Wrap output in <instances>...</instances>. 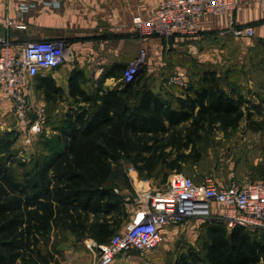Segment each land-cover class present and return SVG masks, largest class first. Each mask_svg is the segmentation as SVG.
<instances>
[{"label":"trees","instance_id":"trees-1","mask_svg":"<svg viewBox=\"0 0 264 264\" xmlns=\"http://www.w3.org/2000/svg\"><path fill=\"white\" fill-rule=\"evenodd\" d=\"M124 70L112 66L88 91L84 71L75 68L67 89L70 108L29 162L14 151V133L0 140V264H60L65 243H108L130 220L126 196L116 191L132 189L126 166L164 182L181 173L190 157L198 158L197 144L214 131L250 119L240 109L244 100L223 90L225 79L216 71L202 74L205 84L191 97L173 99L153 91L145 73L106 90L104 80H121ZM32 81L46 103L66 93L51 76ZM194 88L179 87L182 94ZM202 224V243L173 264H264V232Z\"/></svg>","mask_w":264,"mask_h":264},{"label":"crops","instance_id":"crops-1","mask_svg":"<svg viewBox=\"0 0 264 264\" xmlns=\"http://www.w3.org/2000/svg\"><path fill=\"white\" fill-rule=\"evenodd\" d=\"M26 1L32 7L42 6V8L32 9L21 18L16 10L15 2L18 3V0L10 4L8 9L5 4L7 0H0V33L12 41L13 49L17 53L29 40L69 39L77 55L76 64L75 62L64 64L55 70L40 74L51 76L58 86L66 90L62 99L56 102L64 105L65 111L70 108V105L66 104L72 101L68 97L67 89L70 74L75 68L84 71L86 76L87 83L82 84V87L86 85L96 87L106 70L117 64L126 67L129 61L138 56L141 49L145 48L148 51L151 60L163 54L165 50H169L173 59L185 60L188 68L192 69L189 70L191 72L201 69L202 74L216 71L219 75L218 71L222 69L242 71V77L221 80L220 85L226 93L244 100L240 109L245 115H250V119H246L245 122L253 123L254 131L258 133L264 130L262 124V121L264 122V0H235L234 10L223 15L200 17L197 20V34L171 38L170 45L158 37L141 38L133 24L134 17L150 15L161 0ZM6 19H12L16 24H23L24 28L6 27ZM232 25L251 26L254 35L234 37L221 34V31ZM102 35L106 40H97ZM233 55L235 60L232 62ZM255 70L260 72L257 76H251L250 72ZM121 82L112 76L106 78L102 85L106 90H112ZM147 84L164 97L184 99L191 97L194 90L198 89L196 87L205 83L195 78L192 81L187 80V87L193 85L195 88L186 94L181 93L179 89L181 86H171L162 78H147ZM30 100L37 105L46 103L42 90L36 87L33 81ZM10 111L11 102L0 90V115L3 116ZM242 126L243 121L237 128ZM263 175L264 169H261L256 177L245 180L260 181L264 179ZM144 183L148 184V182ZM213 207L215 212L222 211L219 205ZM126 208L131 219L134 205L127 203ZM96 245L92 239H85L75 245L63 244L60 248L64 256L62 264H78L76 260L79 259H85L88 263L91 254L95 253ZM131 255L134 256L119 255L113 264H119V258L124 256L127 258L126 264H144L136 254ZM159 260L155 252L149 255L150 264H159Z\"/></svg>","mask_w":264,"mask_h":264},{"label":"built area","instance_id":"built-area-1","mask_svg":"<svg viewBox=\"0 0 264 264\" xmlns=\"http://www.w3.org/2000/svg\"><path fill=\"white\" fill-rule=\"evenodd\" d=\"M235 0H161L148 16H136L133 24L141 38L171 39L198 33L197 20L217 16L235 9ZM24 28L23 24L6 21V27ZM222 35L252 37L251 26H230ZM144 50L125 67L121 81L130 83L139 73ZM74 54L63 39L29 40L19 53L12 41L0 33V90L9 98L15 117L24 130V144L43 133L46 116L34 109L30 101L33 78L64 64L73 63ZM170 85L187 87L180 71L169 80ZM140 209L114 234L108 243L96 245L97 264H113L119 255L136 254L144 264L149 255L164 243L172 228L190 222L217 221L228 230L236 227L251 232H264V179L241 182L231 179L228 185L212 177L196 183L182 173H172L159 189L143 187L139 195ZM222 207L221 212L213 210Z\"/></svg>","mask_w":264,"mask_h":264},{"label":"rangeland","instance_id":"rangeland-1","mask_svg":"<svg viewBox=\"0 0 264 264\" xmlns=\"http://www.w3.org/2000/svg\"><path fill=\"white\" fill-rule=\"evenodd\" d=\"M17 0H7L6 8L8 9L10 4ZM16 3V10L21 18H24L28 11L32 9L42 8V6L28 5L26 0H18ZM7 21H13L12 19H6ZM14 22V21H13ZM20 22V21H19ZM16 24V23H15ZM6 25V22H5ZM138 32V31H137ZM139 34V33H138ZM230 36V34H226ZM232 36V35H231ZM65 45L71 48L74 54V64H76V57L74 50L71 47L69 39H63ZM94 40V39H92ZM97 40H106L105 36L98 37ZM167 45H170V39H164ZM81 42L83 39L80 40ZM145 55L143 57L142 65L139 68V74L145 73L147 78H162L167 81L178 71L184 74L186 80L192 81L193 78L200 80L202 77L201 69L189 71L188 64L182 58L173 59L169 50H165L163 54L157 56L154 60H151L148 51L144 48ZM139 55V54H138ZM182 59V60H181ZM151 60V61H150ZM161 60V61H160ZM235 60L234 55L232 62ZM131 61L127 65L130 64ZM260 71L250 72V75L257 76ZM195 73V74H194ZM219 76L226 80L229 78L242 77V71L235 70H219ZM246 74V73H245ZM248 76V75H245ZM85 89L88 91L91 89L90 85H86ZM31 101V100H30ZM11 102V101H10ZM34 109L37 111H43L46 116V122L44 124L43 134L36 136L32 144L26 146L24 144V130L21 122L17 119L13 113L12 104L11 111L3 116L0 115V140L4 139L6 133H14L16 135V143L14 145V151H18V156L22 155L21 159H25L29 162L32 155L37 151V146L43 139V137H51L54 132V125H57L58 119L64 113V105L59 103H45L37 105L31 101ZM69 106V103L66 104ZM242 128H235L231 130H216L213 134L207 137V139L197 144L198 158L194 156L190 157L183 163L181 173L185 176L191 177L196 182H200L205 177H212L223 185H228L231 179H235L241 182H246L252 177H256L257 173L264 169V130L260 133L254 131L253 123L250 121L245 122L242 120ZM245 122V123H244ZM264 125V122L262 121ZM191 152V148L187 151ZM37 153V152H36ZM125 172L128 177V186L132 189H127L125 186L116 188L117 192H123L126 196L128 203L134 205L133 214L140 209L139 195L143 190V187L150 189H159L164 187L166 181H162L160 176L153 177L151 179H144L140 174L132 167L126 166ZM264 176V175H263ZM144 182H148L144 183ZM149 185V186H148ZM132 218V217H131ZM217 221H207V224ZM202 222H190L183 226L172 228L166 236L164 243L155 252L160 258L159 264H173L181 255L188 253L190 249L198 248L202 243L203 233ZM134 254V253H133ZM134 255H131V257ZM59 263L64 262V256H57ZM98 254L95 252L89 257L88 263L85 259L76 260L78 264H97ZM123 260V261H122ZM126 256L119 258V264H126ZM72 263V262H71Z\"/></svg>","mask_w":264,"mask_h":264}]
</instances>
